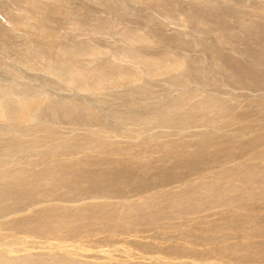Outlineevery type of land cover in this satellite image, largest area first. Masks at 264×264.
I'll return each mask as SVG.
<instances>
[{
    "label": "rangeland",
    "instance_id": "rangeland-1",
    "mask_svg": "<svg viewBox=\"0 0 264 264\" xmlns=\"http://www.w3.org/2000/svg\"><path fill=\"white\" fill-rule=\"evenodd\" d=\"M103 1L0 0V93L10 97L12 102L16 100V117L13 120L7 118L5 109L0 106V128L5 130L3 135L19 141L30 139L21 134L25 129L38 125V120L45 122V119H50L43 115L38 119L36 117L49 99L62 100L67 106L81 102L83 106L103 113L101 117L104 123L101 120L81 119L74 122L62 117L51 118V124L54 123L59 131L57 136L63 137L60 141L73 142L75 140L71 138L77 135L79 143H84L81 137L87 132L96 137L107 135L112 129L109 136L111 144L108 149L99 145L97 155L92 152L93 149H82L74 155L70 154V157L73 156L71 159L104 164L130 158L136 163L132 169L134 174L141 179L133 180L125 174L117 189L109 187L107 190L113 192L114 189L118 194H108L106 191L109 197L106 198L119 205L116 215L121 221L118 224L138 230L129 233L92 232V235L74 238V244L78 246L81 255L71 257L79 262L96 263L104 261L109 251H112L113 259L120 263L172 264L178 261L160 253H155V256L148 252L151 247L164 249L173 245L182 246L187 251L192 249L201 256L205 254L211 264H264V258L239 263V260L208 252L215 247L211 244L219 243L217 238L220 236H223L221 244L231 245L264 240V235L254 230L247 235L237 232L232 229L237 221L229 222L220 218L226 217L222 213L236 217L253 215L254 218L248 217L250 223L246 225L244 221L242 224L243 232L255 223L264 225V201L252 199L243 209L230 205L201 210L192 214L190 221L169 220L163 214L161 223L157 221L154 224L149 219L148 223L140 222L142 214L129 213L122 217L124 210L138 209L141 213L146 212L145 201L159 193L170 192L172 197V194L187 192L194 197L199 194L192 191L194 187L213 180L210 173L201 174L203 170L200 166L192 170L188 167L189 156L199 155L200 150L187 145L195 142L202 134L205 135L206 125L200 118L193 120L194 126L187 129H184L186 125L183 123L159 126L152 123V117L165 107L168 113L177 115L176 118L180 120L193 114L195 109L190 110V106L183 101L179 102L178 98L185 97L189 102L191 100L186 99L187 96H192L197 102L203 97L217 98L218 104L208 107L205 115L212 127L220 126L217 133L223 138L219 143L216 142V146L215 141L208 140L210 144L203 150L204 153L219 158L224 156L217 158L218 161L214 163V166L221 169L232 168L234 162L247 165L252 160L259 164L260 175L264 179V157L260 154L264 148V0ZM127 33H134L138 39L135 42L125 40ZM63 45H73V49L80 46V52L84 46L97 50L96 54H66V63L73 65L79 62L86 71L93 70L94 65L104 66L105 79H90L93 85H81L80 89L69 80L58 78L51 68L45 69L51 59L57 54L61 55L57 47ZM134 49L145 56L158 58L164 66L159 68L157 74L148 75L139 62L130 61L126 57V52ZM105 63L120 68L111 72L104 69L108 66ZM183 64H187V68L190 67L192 71L180 72ZM176 99L178 105L174 108L171 103ZM239 123L250 126L251 131L244 130ZM254 127L259 128L257 130ZM230 132H237L242 141L251 145L245 147L241 140L238 142L233 137L228 138ZM34 147L36 150L37 146ZM170 148L173 150L170 151ZM225 148H234L239 154L226 157ZM178 150L185 156L178 154ZM252 153L257 154V158L249 160V154ZM66 159L70 158L65 155L63 161ZM63 161L60 159V162ZM106 166L111 167L105 164L101 170ZM245 188L258 190L255 185ZM106 198L96 202L101 203ZM89 201L92 200L85 202ZM27 212L15 216H23ZM189 233L190 237L192 234L196 238H191L193 243L179 237L180 234ZM205 238L208 239L205 241ZM24 240L14 238L12 247L18 252L9 256L24 255L19 249L30 244V253L44 252L51 257L55 250L61 251L54 248L59 240L27 237L29 242ZM6 244L4 242L2 248L9 249ZM125 251L132 255L126 256ZM182 259L193 262L189 257ZM190 262L177 264H192ZM198 262L205 264L201 259Z\"/></svg>",
    "mask_w": 264,
    "mask_h": 264
},
{
    "label": "bare ground",
    "instance_id": "bare-ground-1",
    "mask_svg": "<svg viewBox=\"0 0 264 264\" xmlns=\"http://www.w3.org/2000/svg\"><path fill=\"white\" fill-rule=\"evenodd\" d=\"M57 1L58 0H56V2ZM109 1L110 0H104L103 3H108ZM78 22L81 23V20ZM137 39L138 36L134 33H127L125 35V40L130 42H135ZM72 46L70 47L63 45L61 48L60 46L57 47V50L61 55L57 54L58 56L56 55L53 59H51L49 66H44L45 69L51 68L52 71L56 73L58 78L67 81L69 80L72 82L71 84H74V86L80 89L81 85L83 87L86 84H90L92 86L93 84L89 82L90 79L96 80L101 78L104 80L106 77V74L103 73L104 66L99 67V65H94L93 70L86 71L77 61V64L73 63L74 66L66 63L68 62L67 58H65L67 56L66 54H73L75 52L81 51L80 46H76L74 49ZM82 50V52H90L92 54L97 53V50L90 46H84ZM126 57L129 58L130 61L139 62L148 75L157 74L159 68L164 66L162 61H160L158 58L155 59L151 56H145L141 52L135 51V49L128 50L126 52ZM104 69L111 72L118 70L115 66H113V64L106 66ZM184 70L192 71L190 67L187 68V64H183L180 67V72ZM120 71L122 72L124 70ZM183 82H187V80H183ZM189 98L191 102L186 101L185 97H182L183 100L180 98L178 99L179 102L183 101L188 106H190V110L195 109L192 111L193 114H189L188 117L180 120V118H176L177 115L168 113V110H165V107L164 110L157 112L152 117V123L157 126L164 124L171 125L172 123H183L186 125L184 129H187L194 126L192 124L193 120H196L197 117L200 118L201 122L204 124V126L206 125L207 129L205 127V135L202 134V136L199 137V139H197L195 142L187 145V147H193L196 149L198 148L200 150L199 155L189 156L188 159L190 161L188 167H190L192 170L197 169V167L200 166L203 170L201 174L210 173L213 180L211 182L203 183L194 187L192 191L199 193L194 197H192V193L187 192H181L179 195H177V193L172 194V197L170 192L159 193L155 197L145 201V207L147 210L144 213L139 212L138 209L125 211L124 207H122L124 210L122 217L129 213H135L136 215L142 214L140 222L148 223L149 221L147 219H149L150 222L154 224L157 221L161 223L163 214L164 216H168L169 220L186 219V221H190V216L192 214H196V212L199 213L201 210H209L213 209L214 207L218 208L230 205H237L240 209L247 206L246 204H249L250 200L252 199L264 201V179H262V176L260 175L261 168L258 167L259 164L253 162L252 160L251 163H247V165L234 162L232 163V168L229 167L228 169H221L214 166V163L218 161L217 158H219V156L214 157L213 155H207L203 151L210 144V140L215 141L214 143L216 146V142L219 143L222 141L221 138H223V136L217 133V131L221 129L220 126L212 127L213 125H211L210 120L206 118L207 116L205 115L207 112L206 109L208 107L218 104L217 98L203 97L202 99L198 100V102L192 96L186 97V99ZM0 101L3 104L0 106L5 109L7 118L9 120H13L16 117V105L14 104L16 100H13L14 102H12L10 97H6L0 93ZM172 102L173 103H171V106L176 108V105H178V100L176 99ZM80 103L74 102L71 105L68 104L69 106H72L71 108H68L69 106L65 105L62 100L51 101L49 99L48 101H45L44 106L40 109L41 111H39L36 117L37 119L38 117H42V115L48 116L50 119L62 117L71 119L74 122L81 121V119L84 121H103V116L101 117L103 113L100 114L95 108L92 109L90 107L83 106ZM120 118L123 119L125 117ZM50 119H45V122H42L43 120H38V125H33V127L30 128L31 130L25 129L24 133L21 135L25 134L26 136L30 137V139L25 141H19L12 137L4 136L3 134L5 133V130L0 128V264H141L130 263L128 261L124 263L115 261L112 257V251H109L104 261L96 263L79 262L78 259L71 257V255H81V252H79L77 249L78 246L74 244V238H81L86 235H92L96 232L101 233L115 231L116 233H129L138 230L127 229L126 227L118 224V222L121 221V219L116 215V212L119 210V205L112 203L107 199L109 197L107 196L106 191L109 189V187H116L114 189H117V185L125 178V174L132 177L133 180L141 179L134 174V170L132 169L136 167V163L131 161L130 158L128 160L118 159L116 161L114 160L111 162H104V164L103 162L99 161L91 162L89 160L78 161L71 159L73 156L70 157V154L74 155L76 152L81 151L82 149H93L92 152L96 155L99 151V145L102 147H107L108 149L111 144L109 141V136L113 131L112 129L108 131L107 135L96 137L91 135V132H87L86 135L84 134V136L81 137V141L84 143H79L77 135H75L71 138L75 141L71 142L72 140H70L67 143L60 141V139L63 137L57 136L59 131L54 127V123H52L53 125L51 124ZM46 121L50 123L48 124ZM90 123L92 122H89V124ZM239 125H242L241 127H243L244 130L251 131L249 130L251 128L250 126H243L241 123H239ZM258 128L254 127V129L257 130ZM227 136L228 138L233 137L238 142L241 140L245 147L251 145L249 142H245V140L242 141V138L237 135V132H230L227 134ZM45 140L49 141L45 142ZM90 142H95L96 144L94 143L95 145H91L89 144ZM34 145L37 146L36 150H34L35 147L33 148ZM167 147H169V145ZM172 150L173 149L170 148V151ZM105 151L103 153L108 152ZM225 151V155H227L226 157L231 155L235 157L236 154H239V151L234 148H231V150L225 148ZM177 153L180 155L184 154L181 151ZM260 154H262L264 157V148ZM65 155L66 158L70 159L63 161ZM222 157L224 156H221L219 159ZM253 157L257 158V154H249V160L251 158L253 159ZM60 159L64 163L60 162ZM200 160H203V162H200ZM140 163L145 165V163ZM105 164L111 165V167L106 166L101 170V166ZM98 167H100L99 170ZM78 168H80V171ZM188 170L189 169H187V171ZM250 185L258 186V190H247V188H245L249 187ZM199 188L200 191H197ZM114 189L113 192L107 191L108 194H115L116 192H114ZM102 198H106L105 201L101 203L96 202V200ZM87 200L92 201L85 202ZM25 211H28L26 215L15 216ZM222 215H226V217H220L224 220H229V222L237 221V223H234V226L232 227V229L237 232H242L247 235L254 230L260 235H264L263 223H255L252 227L249 226L250 228L247 231H242V229H244L242 226L244 221L247 225V223H250L248 221H251V219H248V217L251 216L254 218L253 215L248 216V214H246L244 216L240 215L238 217L234 215H228L226 213H222ZM7 217L10 218L6 220L5 218ZM191 236L192 237H190L189 233L180 234L179 237L183 240H186L187 242L193 243L191 238H196L192 234ZM26 237L30 239H48L47 241H49V239L59 240L56 244L57 247L54 248H59L61 251L59 252L58 250H55V253L50 255L51 257H48V254H45L44 252H41L40 254L34 252L30 253L29 246L32 245L30 244L26 247L23 245L24 248L19 249V251L24 253V255L12 257L9 256L18 252V250H14L12 247L14 238H25L24 241L29 242L26 240ZM222 237L220 236L217 238L219 243H210L215 247L208 250V252L214 253L220 257L233 258L236 261L239 260V263H243L249 259L264 258V240L259 242H241L240 244L231 245L226 243L221 244L223 240L221 239ZM207 239L208 238H205V241ZM209 239L212 240V238ZM4 242H7L6 245L9 246V249L2 248ZM32 247L34 248L35 246ZM183 248L184 247L182 246L179 247L173 245L165 247L164 249H156L151 247L148 253H153L155 256L159 255L158 253H160L166 257H170V259L178 261L172 264L190 262L182 259V257L191 258L193 262L190 263L192 264H197L199 259L204 261L202 263H210L208 261L209 257L207 258L205 254L201 256L200 253H197L192 249L187 251ZM126 254V256L132 255V253L129 252H126ZM198 263L201 262L199 261Z\"/></svg>",
    "mask_w": 264,
    "mask_h": 264
}]
</instances>
